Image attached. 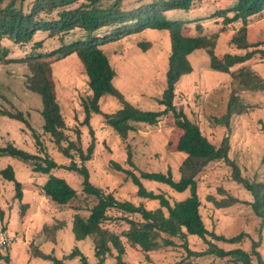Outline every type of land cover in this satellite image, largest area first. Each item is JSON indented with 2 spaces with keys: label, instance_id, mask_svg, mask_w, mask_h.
<instances>
[{
  "label": "rangeland",
  "instance_id": "rangeland-1",
  "mask_svg": "<svg viewBox=\"0 0 264 264\" xmlns=\"http://www.w3.org/2000/svg\"><path fill=\"white\" fill-rule=\"evenodd\" d=\"M150 0H124L123 6L131 9ZM234 0H194L187 12L175 11L169 17H185L182 32L196 36L219 34L215 53L222 57L226 53L244 54L247 50L238 49L231 43V38L242 22L224 27L223 18L216 13L220 7H228ZM191 20V21H190ZM200 24V25H198ZM247 39L251 44L264 42V12L247 20ZM201 26V30L198 28ZM81 30L70 34L50 35L48 31L38 32L31 42L15 43L8 39L3 45L9 48V59L0 64V146L12 143L19 149L44 156L45 153L61 166L76 163L83 164L80 152L71 149V157L64 156L58 149L53 137L43 131L41 97L28 88L30 70L24 59L33 55H46L58 48L62 40L72 42L83 37ZM63 37V39H61ZM41 43L40 45H38ZM264 49V45L258 46ZM104 49L116 71L114 86L122 92L131 105L145 110H157V98L161 96L168 69L171 52V39L168 30L143 29L120 36L116 41L105 43ZM193 71L182 78L176 86V101L182 106L187 116L198 124L203 134L215 144H220L225 136L231 143L230 159L240 168L239 173L249 181H264V135L261 131L264 123V92L233 90L230 73L216 70L210 65V57L204 50H197L189 56ZM42 60L51 62L52 76L57 87V98L65 118L68 138L74 141L85 154L94 140L95 149L91 159L85 162L91 175V181L105 192H112L119 201H143L137 195L136 186L123 170L114 167V162L124 170H132L138 175L141 170L166 172L172 170L179 178V166L185 154L177 151L176 145L180 132L174 126L171 113L163 116L158 124L148 125L133 123L135 130L126 140H122L109 125L107 115L121 107L120 102L111 94H105L99 106L102 112L92 113L90 125L84 123L85 103L92 91L84 67L76 54L62 59L55 55L43 56ZM253 70L264 77V54L255 55L246 62ZM234 69V68H233ZM240 97L241 113H234L229 119V128L224 123H216L227 112V104L235 97ZM3 110L22 119H14ZM111 120V119H110ZM225 122V121H223ZM68 142L64 143V147ZM128 147L132 154L131 166L127 159ZM223 160L210 163L200 176L199 195L202 202L201 214L210 230L228 237L241 231L249 234L243 247L250 251L251 238L261 240L260 251L264 258V228L259 230L260 219L244 201H253V197L244 185L236 181L233 165ZM12 164L16 180L21 183L22 197L18 196L15 182L0 175V232L6 231L8 241L0 249V264H56L44 260L33 253L34 245H39L44 252L57 258H64L74 250L79 252L72 258L64 259L63 264H79L81 258L90 264H96L93 242L90 238L76 240L72 233L73 219L76 214L87 217L93 205V197L83 191V177L74 170L59 167L52 174L65 179L76 191L77 197L68 204H58L46 197L43 185L48 174L36 172L32 162L17 158L0 157V170ZM148 189L163 193L170 201L181 200L188 191L179 193L166 185L143 180ZM209 196L223 200L233 196L241 200L229 207L218 208ZM146 208L156 207L157 201H143ZM115 217L126 216L117 210L110 211ZM137 218V217H136ZM65 220L66 226L60 231L56 242L45 239L47 224ZM116 223V226L113 223ZM108 224L121 231L128 227L123 220H110ZM177 244L179 241L174 239ZM188 245L193 250H204L206 245L199 238L191 237ZM226 248L234 245H224ZM238 246V245H236ZM186 251L181 246L168 247L149 253V258L141 250L128 246L126 258L131 264H173L183 261ZM109 264H114L108 259ZM203 264H224L218 259L208 258Z\"/></svg>",
  "mask_w": 264,
  "mask_h": 264
},
{
  "label": "trees",
  "instance_id": "trees-1",
  "mask_svg": "<svg viewBox=\"0 0 264 264\" xmlns=\"http://www.w3.org/2000/svg\"><path fill=\"white\" fill-rule=\"evenodd\" d=\"M193 1L150 0L127 9L122 7L124 0H0V64L13 61L8 57L9 48L2 43L5 39L26 44L42 31H48L52 36L67 35L75 30L85 33L83 37L72 42L62 40L58 48L46 55L32 54L24 59L30 70L27 80L28 88L37 93L42 100L41 115L44 133L53 137L52 141L56 143L64 156L71 157V149L80 152L83 164L79 166L72 163L69 166H61L47 153L40 156L19 149L12 143L0 146V157L32 162L36 172L48 174L43 190L48 199L58 204L70 203L77 197V191L65 179L52 174V171L65 167L70 171H77L83 177V191L86 196L93 197V205L89 208L87 217L81 214L74 216L72 233L78 241L87 238L92 240L96 264H109L108 259H112L114 264H131L126 258L128 246L141 250L144 256L149 258V253L178 245L186 251L185 258L173 264H203V261L208 258L218 259L224 264H264V258L259 249L261 240L251 238V249L248 251L243 247L249 237L247 232L241 231L228 237L206 226L201 214L199 178L210 163L220 160L231 162L230 138L225 136L220 144L212 143L176 101V86L184 76L193 71L189 56L197 50H204L209 55L212 68L230 73L234 92H264V77L246 64L255 55L264 54V49L258 48L264 45V42L251 44L247 39V20L264 12V0H234L227 8L220 7L221 10L216 11L223 18L224 27L238 21L242 22V26L234 32L231 43L238 49L247 50L244 54L226 53L222 57L215 53L218 33L200 32L196 36L185 35L182 29L188 19L168 16V13L175 11L187 12ZM147 28L168 30L171 39L165 86L161 96L157 98L159 104L157 110H145L127 102L122 92L114 86L116 71L104 49L107 42L116 41L120 36ZM198 28L201 30V26ZM72 54H76L81 61L92 91L89 101L85 103L86 117L84 119V123L89 126L92 134L94 133L90 125L92 113L102 112L99 102L105 94H111L121 104V107L107 115V118L110 121L109 125L122 140H126L129 133L135 130L133 123L156 125L163 116L171 113L172 122L180 132L176 149L185 154L179 166L178 179L174 177L170 168L166 172L141 170L138 175L132 170H124L120 164L114 162V167L123 170L136 186L137 195L143 201H157L156 207L146 208L143 201L138 204L128 200L119 201L112 192H105L91 181L90 171L85 162L91 159L95 142L94 140L91 142L85 154L79 145L68 138L65 132L67 124L57 98L51 62L42 60L43 56L55 55L56 59H62ZM240 102V97L236 94L227 104L225 115L221 119L217 118L215 122L224 123L229 128L230 117L242 111L239 107ZM3 112L14 119L23 118L20 113L14 115L8 110ZM261 131L264 135V123H262ZM65 142H68L66 147H64ZM128 156L127 162L135 166L131 160L132 154L129 147ZM231 163L236 181L244 185L253 197V201H244V203L248 204L255 216L261 220L259 227L261 232L264 228V181L247 180L239 173L240 168L237 164L233 161ZM14 170L12 164H8L0 170V175L8 181L15 182V188L21 198V183L16 180ZM143 180L166 185L179 193L188 191V195L181 200L170 201L163 193L148 189ZM209 198L218 208L242 202L233 196L220 201L213 196ZM112 210L127 215L114 218L110 215ZM110 220L126 221L128 227L118 232L108 224ZM113 225L116 226V223L114 222ZM65 226V220L47 224L44 232L45 239L56 242L60 231ZM191 237L202 240L206 248L191 249L188 245V239ZM174 239H177L179 244ZM226 244L234 246L226 248L224 246ZM33 252L36 257L52 260L56 264H63L64 259L79 254L74 248L72 252L60 259L51 253L44 252L39 245H34ZM79 264L90 263L82 256Z\"/></svg>",
  "mask_w": 264,
  "mask_h": 264
},
{
  "label": "built area",
  "instance_id": "built-area-1",
  "mask_svg": "<svg viewBox=\"0 0 264 264\" xmlns=\"http://www.w3.org/2000/svg\"><path fill=\"white\" fill-rule=\"evenodd\" d=\"M8 241V234L5 232H0V248H2Z\"/></svg>",
  "mask_w": 264,
  "mask_h": 264
}]
</instances>
